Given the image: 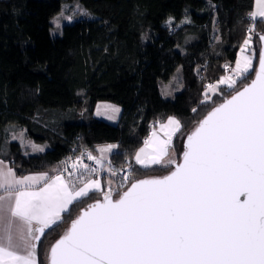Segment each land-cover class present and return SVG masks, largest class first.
I'll return each instance as SVG.
<instances>
[{
    "label": "trees",
    "instance_id": "1",
    "mask_svg": "<svg viewBox=\"0 0 264 264\" xmlns=\"http://www.w3.org/2000/svg\"><path fill=\"white\" fill-rule=\"evenodd\" d=\"M64 1L0 0V159L18 175L53 174L82 150L97 153L117 142L111 163L129 169L127 180L114 176L119 187L113 194L119 196L134 180L173 167H143L134 159L155 126L170 116L180 119L175 139L182 141L174 145L181 158L198 122L255 75L264 34V18L250 15L255 0H80L95 17L66 23L54 37L52 18ZM249 35L253 68L234 88L219 85L209 92ZM148 46L154 53L142 64L139 47ZM180 67L184 88L165 97L161 84ZM103 101L122 107L117 124L95 116ZM20 127L50 149L27 152L10 138ZM87 198L71 205L64 223L75 219ZM56 227L48 231L54 234ZM44 239L37 249L39 264H46Z\"/></svg>",
    "mask_w": 264,
    "mask_h": 264
},
{
    "label": "snow or ice",
    "instance_id": "2",
    "mask_svg": "<svg viewBox=\"0 0 264 264\" xmlns=\"http://www.w3.org/2000/svg\"><path fill=\"white\" fill-rule=\"evenodd\" d=\"M256 5L250 15L264 18V0ZM250 43L249 35L232 75L208 91L234 88L249 73L253 56L244 53ZM180 127L169 118L161 125L164 138L154 130L135 155L143 167L175 169L133 182L119 199L111 189L104 192L51 247L50 264H264V50L255 79L199 122L177 163L165 158ZM88 159L103 163V156ZM79 167L89 168L79 161L72 165ZM0 190V264H37L35 242L74 202L100 191L101 183L88 179L77 188L62 174L17 179L0 162Z\"/></svg>",
    "mask_w": 264,
    "mask_h": 264
},
{
    "label": "rangeland",
    "instance_id": "3",
    "mask_svg": "<svg viewBox=\"0 0 264 264\" xmlns=\"http://www.w3.org/2000/svg\"><path fill=\"white\" fill-rule=\"evenodd\" d=\"M255 2H256V0H255ZM255 11H257V6L254 8L253 12H255ZM83 17H95V14L90 9L86 8L80 0H66V1H64L62 10L52 18V28H51L52 35L54 37L60 35L61 31L63 29V26L66 23L76 22ZM243 45H244V43L242 44L241 48L243 47ZM241 48L239 50L237 59L240 58V56H241ZM251 49H252V47H251V43H250V45L248 46V49L246 50V52L244 54L253 56V59H252V68H253L255 57H254V53L250 52ZM139 51H140L141 57H142V60H141L142 64H146L149 61V59L151 58L152 54L154 53V49L152 46L139 47ZM237 59H236V61H237ZM236 61L229 67V71L227 72V74L223 78L232 75V70L236 67ZM238 79L239 78H237L236 81ZM183 88H184V81H183L182 67H180L178 69V71L172 77V79L170 81L162 82V84H161L162 94L165 97H173L178 91H180ZM216 89H218V88H214V90L209 91V92H214ZM105 102H107V101H105ZM110 103H112V102H110ZM112 104H115V103H112ZM118 107H121V106L118 105ZM97 113H101V111H99ZM121 114H120L119 120L121 118ZM11 126H13V125L12 124L9 125L8 129ZM11 128H13V127H11ZM20 128H22V129L18 130L10 138L19 140L27 152L35 153L37 151H44L46 149H50L49 143H45V144L44 143H42V144L36 143L32 139V137L30 136L28 129L26 127H20ZM187 131L185 129L184 132L181 133V136L184 133H186ZM175 141H176V139L174 138V142ZM181 141H182V139L180 138V140H177L176 143L181 144ZM89 154L90 153H87L86 151L82 150L81 154L78 155L82 159V161H79V162H82V164H85L84 161H86L88 163L85 165H89L90 164V160L88 159ZM179 156L180 155H178V159L180 158ZM74 159H76V157ZM76 162H78V161H76ZM76 162H74V163H76ZM72 165H73V163L71 164V167H72ZM111 168L113 171L118 169V167L112 163H111ZM79 169H80V167H79ZM76 171H78V170H76ZM100 174L103 175L102 170L100 171ZM75 177H76V179H78L79 178L78 174H76ZM106 182H108V188L109 189H113L114 187H117V188L119 187V181L115 177H109L108 181H106ZM105 192H107V190H105ZM103 194H99L97 191L90 193L87 200L85 201L86 202L85 205H88L91 202H93L99 198H103ZM82 199H84V198H81L80 200H82ZM85 205H83L82 208H84ZM80 211H81V208L77 211V214H76L77 216L80 213ZM63 217H64V214L62 215V219H63ZM62 219H61V221H58L56 225H53V226H58V227H56L57 231H55L54 234L52 232H49L50 231L49 230V231H46L44 236H43V238H45L44 239L45 241L43 243V248H44V258H45L46 264L48 263V254H49L50 247L67 230V228L69 227V225L71 223V222L64 223V220H62Z\"/></svg>",
    "mask_w": 264,
    "mask_h": 264
},
{
    "label": "crops",
    "instance_id": "4",
    "mask_svg": "<svg viewBox=\"0 0 264 264\" xmlns=\"http://www.w3.org/2000/svg\"><path fill=\"white\" fill-rule=\"evenodd\" d=\"M256 6L257 5L255 2V7ZM113 109H118V111H113ZM99 111H101V113L98 114L97 112H99ZM121 113H122V107H118V104H112L110 102H105V101L98 103L96 106V109H95V116L97 118L103 119V120L110 122V123H113V124L118 123ZM169 118H174L180 122V119L177 116H170V117L166 118L164 121L160 122L157 126L154 127V129L152 130V132H151L150 136L147 138V140H149L152 137L154 130L156 131L157 136L159 138L163 139L164 133H163V131H161V125L167 124ZM180 126H181V122H180ZM176 133H175V135H176ZM175 135L172 138V144L169 148V155L165 159H173L176 162H178L179 152L174 145ZM109 145H115V147L112 148V150L110 152L106 151L102 154L101 149H105ZM144 146H145V143L139 149L143 148ZM118 147H119L118 143L114 142V143H108V144H105V145L98 147L97 153H92L88 150L87 153H90L94 157L101 158V156H103L102 165H98L95 160H90V164L88 165L89 166L88 171L85 170L83 167H80V169L78 168L75 170L71 167L72 163H74L76 161H82L81 157L78 155L75 156L76 159H74L75 157L71 158L68 165H65L64 167L58 169L53 174L48 172V171H37V172H31V173H28L25 175H18L16 173L15 169L12 167V165L9 162H7L5 160H1V159H0V162H2V167L4 169L11 168L13 170V172L15 173V177L17 179L23 178L25 176H38V175H42V174H46L47 178H52V177H55L57 175L62 174L66 180H70L77 188L82 186V181H86L88 179H98L101 183V190L97 191V192L99 194H103L105 192V190L109 191L108 182H106V181H108V178L114 177L117 175L116 171H113L111 168V156H112V154H114L118 150ZM139 149H138V151H139ZM134 159H135V156H134ZM84 163L87 164L85 161H84ZM156 165L168 166L167 164H156ZM156 165H150V166H156ZM150 166H148V167H150ZM91 169H96V171H91ZM76 170H78V171H76ZM101 170L103 172V175L100 174ZM70 173H71V176L69 175ZM76 174H78V176H79L78 179H76V177H75ZM42 186H43V182H41L36 187L39 188ZM117 190H118L117 187H114L113 189H111L112 194L115 193ZM0 195H4L3 190H0ZM70 207H69V209H70ZM64 213H62V215ZM35 258H36L37 264H39V259H38L36 250H35Z\"/></svg>",
    "mask_w": 264,
    "mask_h": 264
},
{
    "label": "water",
    "instance_id": "5",
    "mask_svg": "<svg viewBox=\"0 0 264 264\" xmlns=\"http://www.w3.org/2000/svg\"><path fill=\"white\" fill-rule=\"evenodd\" d=\"M262 35H264V34H262ZM262 35H261V36H262ZM261 50H264V41H262V40H261ZM258 67H259V62H258V65H257V69H256V70H258ZM255 75H256V72H255ZM255 75H254V77H253L249 82H247L242 88H240V89L237 90V91L242 90L246 85L250 84V83L252 82V80L255 79ZM237 91H236V92H237ZM236 92H234L232 95H235ZM232 95L228 96L226 99H229ZM226 99H224L221 103H223ZM221 103H219V104H221ZM219 104H217L215 107H217ZM215 107H214V108H215ZM214 108H213V109H214ZM213 109H212V110H213ZM212 110H210L209 112H211ZM209 112H208V113H209ZM208 113H207V114H208ZM207 114H206L201 120H203V119L207 116ZM201 120H200V121H201ZM200 121H199V122H200ZM199 122H198V124H199ZM198 124H197V126H198ZM194 130H195V129H194ZM190 134H191V133H190ZM186 143H187V137H186V139H185V145H186ZM182 159H183V154H182L180 160H179L177 163H182ZM174 169H175V165H173V167H172L168 172H166V173H164V174H161V175H152V176H147V177H144V178H139V179L134 180L133 182H135V181H137V180L152 179V178L163 177V176L168 175V174H169L171 171H173ZM133 182H132V183H133ZM132 183H131V184H132ZM131 184H130V185H129L124 191H126V190L131 186ZM124 191H123V192H124ZM123 192H122V193H123ZM122 193H121V194H122ZM121 194H120V195H121ZM120 195H119V196H120ZM119 196H115L114 194H112V198H113L114 200H115V199H119ZM102 199H103V198H99V199H97V200H102ZM97 200L91 202L90 204L96 202ZM90 204H88L86 207L82 208L81 211H80V213H81L83 210H85ZM80 213H79V214H80ZM79 214H78V216H79ZM78 216H77V217H78ZM77 217H76V218H77ZM76 218H75V219H76ZM70 226H71V223H70L69 227H70ZM52 227H53V226H52ZM69 227H68V228H69ZM68 228H67V230H68ZM49 229H50V228H49ZM49 229H46L45 232L48 231ZM67 230H66V231H67ZM66 231H65V232H66ZM65 232H64V233H65ZM64 233H63L61 236H63ZM44 234H45V233H44ZM44 234L41 236V238H40L39 241H36V242H35V243H36V248H35L36 251H37V249H38L39 243H40V241L42 240ZM61 236H60L57 240H59V239L61 238ZM57 240H56V241H57ZM56 241L52 244V246L56 243ZM52 246H51V247H52ZM51 247H50L49 254H48V264H50V251H51Z\"/></svg>",
    "mask_w": 264,
    "mask_h": 264
},
{
    "label": "built area",
    "instance_id": "6",
    "mask_svg": "<svg viewBox=\"0 0 264 264\" xmlns=\"http://www.w3.org/2000/svg\"><path fill=\"white\" fill-rule=\"evenodd\" d=\"M210 85H215V83H213V82H211L210 83ZM84 151H88V150H86V149H84ZM86 162V161H85ZM86 163H88V162H86ZM116 171V173L120 176V177H125V176H127L128 175V171H129V169H127V168H122V169H120V170H115Z\"/></svg>",
    "mask_w": 264,
    "mask_h": 264
},
{
    "label": "bare ground",
    "instance_id": "7",
    "mask_svg": "<svg viewBox=\"0 0 264 264\" xmlns=\"http://www.w3.org/2000/svg\"><path fill=\"white\" fill-rule=\"evenodd\" d=\"M179 161V160H178Z\"/></svg>",
    "mask_w": 264,
    "mask_h": 264
}]
</instances>
